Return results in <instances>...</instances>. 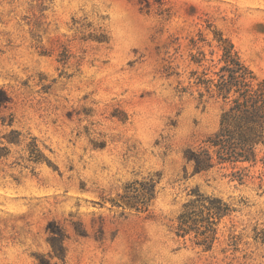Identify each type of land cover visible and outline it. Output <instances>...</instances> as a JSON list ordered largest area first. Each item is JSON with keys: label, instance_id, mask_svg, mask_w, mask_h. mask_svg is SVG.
<instances>
[{"label": "rangeland", "instance_id": "1", "mask_svg": "<svg viewBox=\"0 0 264 264\" xmlns=\"http://www.w3.org/2000/svg\"><path fill=\"white\" fill-rule=\"evenodd\" d=\"M215 31L264 81V0H0V264H264V146L183 157L219 126ZM196 193L227 210L177 235Z\"/></svg>", "mask_w": 264, "mask_h": 264}, {"label": "trees", "instance_id": "2", "mask_svg": "<svg viewBox=\"0 0 264 264\" xmlns=\"http://www.w3.org/2000/svg\"><path fill=\"white\" fill-rule=\"evenodd\" d=\"M214 39L221 50V64H213L210 75H207L206 69L203 70L195 83L202 85L209 97L219 99L222 110L218 128L205 138L204 145L196 149L188 147L184 151L183 157L186 162L192 163L193 173L225 164H255L260 147L264 146V81H257L254 72L241 60L227 37L215 31ZM196 61L199 63L201 59ZM199 96L202 97L203 93L199 92ZM6 100V92L0 88V108ZM196 196L184 205V212L178 216L177 235H184L192 229L190 223L198 221L196 216H201L200 220L214 222L210 220L213 215L219 217L227 210V206L222 208L220 204L206 206L202 194L196 193ZM217 202L221 203L220 199ZM204 211L206 217L202 216ZM210 230L214 231L208 228ZM212 239L208 240V235L204 234L207 248L211 246ZM52 247L56 254L63 257L62 244L56 247L52 242Z\"/></svg>", "mask_w": 264, "mask_h": 264}]
</instances>
